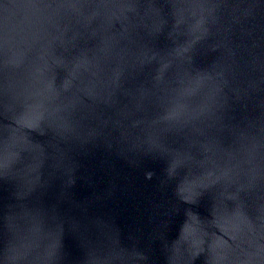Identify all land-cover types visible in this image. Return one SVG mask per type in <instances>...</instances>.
Here are the masks:
<instances>
[{"label": "water", "instance_id": "obj_1", "mask_svg": "<svg viewBox=\"0 0 264 264\" xmlns=\"http://www.w3.org/2000/svg\"><path fill=\"white\" fill-rule=\"evenodd\" d=\"M0 264H264V0H0Z\"/></svg>", "mask_w": 264, "mask_h": 264}]
</instances>
